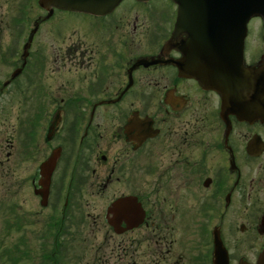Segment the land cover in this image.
I'll list each match as a JSON object with an SVG mask.
<instances>
[{"label": "flooded vegetation", "instance_id": "af4514ba", "mask_svg": "<svg viewBox=\"0 0 264 264\" xmlns=\"http://www.w3.org/2000/svg\"><path fill=\"white\" fill-rule=\"evenodd\" d=\"M178 12L124 0L50 17L49 82L30 74L25 90L50 95L35 108L64 264H264V18L242 46L205 47L187 16L167 47Z\"/></svg>", "mask_w": 264, "mask_h": 264}, {"label": "rangeland", "instance_id": "374dc122", "mask_svg": "<svg viewBox=\"0 0 264 264\" xmlns=\"http://www.w3.org/2000/svg\"><path fill=\"white\" fill-rule=\"evenodd\" d=\"M23 3L24 0H0V83L11 68L16 66L15 60L13 65L4 63L3 54L11 47L12 57L14 48L20 54L24 38L33 28L34 20L45 15L35 3L27 8ZM24 14L28 16L29 24L21 29L16 27L15 21ZM19 33L20 36L17 35ZM65 38L66 34L63 33L60 36L55 35L53 40L58 42ZM51 39L48 20L39 26L30 48L32 55L39 51L44 56V70L38 78L39 82L45 85L49 82L48 77L50 78ZM17 83L23 88L19 96L16 95L17 98L13 94L14 87H17L15 84L8 86L6 92L4 89L0 95V264H8L2 256L4 251L6 254L9 251L10 256L16 255L15 245L19 252L30 254L32 257V260L25 259L17 264H41V248L50 250L51 246L50 239H46L45 234L42 235L50 217V196L47 207L40 206L31 181L34 178L36 183L39 165L50 154V142L44 141L47 112L41 123L39 122L40 126L34 130V141V138H26L25 131L21 129L26 126L24 120L38 113L35 108L37 104L50 103V95L41 97V94L31 93L30 89L25 90V78H21ZM16 220L21 224L20 231L16 230ZM7 225L12 226L10 230H6Z\"/></svg>", "mask_w": 264, "mask_h": 264}, {"label": "water", "instance_id": "95a60500", "mask_svg": "<svg viewBox=\"0 0 264 264\" xmlns=\"http://www.w3.org/2000/svg\"><path fill=\"white\" fill-rule=\"evenodd\" d=\"M121 1L122 0H38V4L42 9L47 11L46 18H49L54 8L67 10V11H74V12H84L94 15H102L113 10ZM205 1L207 3L215 1L216 6L218 7L221 6L222 2H226L228 0H205ZM231 1L233 2L234 0ZM242 1L243 4L240 9L238 8V14H241L243 18L246 16V19H249L253 15H257L258 13H260L259 12L260 9L264 7V0H242ZM231 13L232 14L234 13L233 7ZM175 40L176 38L174 34L170 44L174 45ZM40 174H41V180L39 182V185L42 188V191H40V194L42 196L41 204L45 205L46 204L45 201L47 197V189L50 179V158H48L40 166Z\"/></svg>", "mask_w": 264, "mask_h": 264}, {"label": "trees", "instance_id": "16d2710c", "mask_svg": "<svg viewBox=\"0 0 264 264\" xmlns=\"http://www.w3.org/2000/svg\"><path fill=\"white\" fill-rule=\"evenodd\" d=\"M44 256V259H48L49 260V258H50V255H43Z\"/></svg>", "mask_w": 264, "mask_h": 264}]
</instances>
